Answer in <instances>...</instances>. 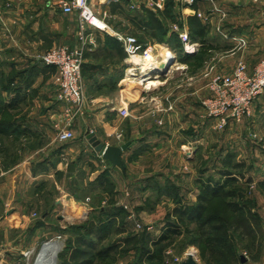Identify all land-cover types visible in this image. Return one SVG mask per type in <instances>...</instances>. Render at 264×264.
<instances>
[{"label":"crops","instance_id":"1","mask_svg":"<svg viewBox=\"0 0 264 264\" xmlns=\"http://www.w3.org/2000/svg\"><path fill=\"white\" fill-rule=\"evenodd\" d=\"M59 1L0 0V13L11 31L10 38L1 37L0 28V63L4 64L2 70L7 74L11 70L10 64H13L18 70L24 69V80L26 78L28 81L24 87V103L12 111L20 130L24 131L17 139V143L24 144V150L21 151L19 161L11 163L7 168L0 167V179L5 180V184L0 185V227H5L6 232L12 231L16 226L22 233L40 235L45 232L49 213H45L41 217V225L34 228L29 210L33 209L35 204H31L30 198H24V195L30 191L37 199L36 192L46 185H54L56 188L60 186L63 195L60 201H54L52 206H48L51 212L56 211L61 204H70V200H74L71 196L75 195L76 186L79 184L85 187L94 184V192L101 193L96 180L102 174L107 175L115 187L113 192L120 193L118 189L121 186L115 180V174L120 173L123 180L131 177L130 167L135 172L132 176L138 177L135 184L143 191L152 190L151 187L161 178H171L173 181L169 182L170 185L180 186L174 182L170 172L176 176L174 170L178 169L179 161L182 168L183 160H187L185 157L183 159L184 149L190 145H201L208 123H216V120L205 117L201 106V100L209 95L205 86L207 83H196L208 80L211 74L229 75L239 62H244L248 72H252L258 62L264 59V4H255L252 0H199L193 6H185L173 0L178 22L168 21L167 37L174 33L172 26L175 24L189 37L188 18L195 16L206 28L207 43L213 48L209 61L210 74L207 78L203 66L195 69L189 67V63L177 59L179 68H173L174 72L180 71L179 74L186 81H190L188 85L192 86L194 83L190 89L191 93L178 96V99L185 100L184 104L180 102L178 106L168 96L164 98L160 93V90L167 89L169 75L174 72L168 74L167 71L164 75L153 72L149 80L158 83L156 86H145L147 81L144 82L145 85H135L134 90H129L125 87V72L128 69L126 58L120 57L105 40V36L114 37L87 27L93 44L85 53L83 66L86 103L83 113L75 117L70 124L69 129L74 134L73 140L61 143L57 140V135L66 126V118L63 114V104L57 102L55 97V70L45 68L40 62V57L45 52L62 46L74 48L79 43L77 16L63 14ZM126 1L129 3L126 6L123 4L121 11L117 9L112 12L109 6L111 2L100 0L99 12L121 17L127 14L131 17L145 9L153 13L163 10L154 11L148 0H135L137 8L131 9L130 5L134 0ZM214 7L220 9L221 13L213 12ZM196 13L201 14V17L198 18ZM221 16H225L222 22ZM128 29L131 30L132 26ZM236 38L246 40L244 51L238 47L234 40ZM191 42L197 43L200 49L199 41ZM147 45L153 46L154 54L161 55L162 51L175 53L167 43L149 40ZM22 48L24 54L22 51L17 52ZM224 51H229L232 55L222 57ZM259 51L263 57L257 60L255 55ZM197 52L189 56L193 57ZM121 54H125L124 51ZM160 60L158 58L154 62L156 67L160 65ZM190 95L193 97L192 101L186 98ZM9 96L3 93L6 100ZM23 107L24 117L17 119L16 111ZM123 107L128 108L131 117L123 118L119 115L118 111ZM90 134L104 146L126 145L120 156L121 166L111 164L102 158L100 152L95 151L87 140ZM119 134L122 135L121 140L117 138ZM168 150H172V154L166 156ZM174 152L178 154V158L173 155ZM158 153L165 154V170L168 172L154 174L153 169L140 165L143 159ZM180 154L182 162L179 160ZM128 163L132 165L126 166ZM230 177L238 179L234 175ZM198 178L196 182L199 187L205 184L214 185L204 182L202 173L198 174ZM181 198L180 204L181 201L184 202V198ZM170 205L172 208L176 207V203ZM127 222V231H131L133 222L130 218H127ZM164 226L160 225L149 233L157 239L164 232Z\"/></svg>","mask_w":264,"mask_h":264},{"label":"rangeland","instance_id":"2","mask_svg":"<svg viewBox=\"0 0 264 264\" xmlns=\"http://www.w3.org/2000/svg\"><path fill=\"white\" fill-rule=\"evenodd\" d=\"M252 1L255 4H264V0ZM99 3L100 0H93L91 1V6L93 11L98 14V17L103 20L104 24L107 26L110 35L121 34L133 36L128 29L131 28L129 15L126 14L125 17H121L117 14L113 16L102 14V12H99ZM132 4H136L135 0L134 2L132 1ZM224 18L225 16H221L220 22H222ZM0 25L8 26L1 13ZM7 28L10 30L9 26ZM16 28L19 29V27ZM101 32L106 33L102 30ZM219 33H221V35L223 34L221 30H219ZM245 48L246 45L241 49L244 51ZM21 51L24 54V48L17 52ZM44 54H46V52ZM221 55L222 57H229L232 53L224 51ZM255 56L257 60L263 57L260 56V51ZM201 58L204 60L202 66L207 72L205 75L207 78L210 74L209 61L212 55L207 54ZM226 60H228V58ZM175 64L179 66L178 63ZM174 70H168V74L169 72H174ZM179 73L180 71H176L170 74L167 89L160 90L162 97L165 98V96H168L178 106H180V102V104L185 103V100L178 99V96L191 93L190 89H192L194 84L192 82V86L188 85L190 81H186ZM215 76L217 75L211 74L208 80L196 83V85H205L207 83L205 86L209 95L201 100V104L211 97L212 94L208 86ZM125 87L129 90H134L136 86L127 81ZM186 98H190L191 101L193 100L191 99L193 98L192 95ZM16 113L17 119L24 117V107L18 109ZM128 117H131L130 113ZM207 126L208 127L205 128L204 131V139L201 145H190L182 152L183 159L185 157L189 160H183L184 164H182V168L180 167L179 161L177 166L178 169L174 170L177 173L176 176L170 172L172 174V179H175L174 182L181 187L170 185L169 182L173 181L171 178H161L160 181L157 179V187L153 186L151 187L153 188L152 190L147 189L143 191L140 189V186L135 184L138 177L132 176L135 172L130 167L131 172L129 173L131 177L128 176L123 180L120 173L115 174V180L119 182L121 186L118 189L120 193L117 191V194H112L108 189L105 193L94 192V190L87 191L84 185L79 184L76 186L77 191L75 195L71 196L74 200H70V204H61V207L57 208L54 212H51L48 206H52L54 201H60L61 197H63L60 186H57V188L54 185L43 186L36 192L38 194L37 199L33 194H30V191L27 192L24 198H30L31 204H35L34 208L29 210L33 226L37 224V222H40L41 217L45 213H49L48 225L45 228L46 233L44 232L40 235H34L28 232L22 233L18 226L12 228V231L6 232L5 227H0V251L2 249L6 251L4 254L7 259L4 261V264H24L23 260L20 261L21 253L33 249L37 251L43 241L57 235L62 237L61 243L64 247L66 239L74 238V233L76 232L73 230L61 232V230H65L68 226L82 225L88 219L92 220L96 218L98 215L95 214L96 212L93 213V211H99L105 207H110L113 202H115L117 206L122 207L127 214V218L132 220L131 232L136 233L145 230L149 233L152 229L155 230L160 225L164 226L165 221H167L175 207L172 208L170 205L175 203L172 197L160 196L159 192L167 190L169 186H172L173 192H178V200H182L181 196L185 199H183L184 202L181 201L180 205L192 206L196 202V195L199 194L198 190L200 189V185L198 186L196 182V180L199 179L198 174L202 173L204 175V182L215 184L223 182L226 178L222 175V172H227L232 176L238 177V181L236 184L227 187V190L235 191L234 196L230 198L212 199L206 205L204 220L209 217H217V219L201 230L199 224L195 221H186L180 224L181 232L179 231V235L169 238L157 247L150 248L155 252L161 253V257L158 258L159 260L144 261L143 264H182L188 256H192L196 264H228L231 256H234L238 260L236 264H264V91L254 101L251 116L249 118L239 123L230 122L223 128H219L217 123H208ZM120 136L118 140H121L122 135L120 134ZM9 140L10 141L3 138L0 139L1 168H7L11 163L14 164L16 161H19L21 159V151L24 150V144L21 145L17 143V141L13 142L11 139ZM167 153H165L166 156H169L172 154V150H168ZM165 154L158 153L146 160L143 159L140 165L151 168V170L153 169V173H166L168 170H165V164H167L164 158ZM173 155L177 156L178 154L174 152ZM180 159L182 162L181 154L179 155V160ZM131 165L132 163H128L126 166L129 167ZM142 179L141 177L140 180ZM4 181V178L2 180L0 179V185H2ZM114 189L115 187L113 186V190ZM87 198L89 199L88 202H86ZM230 203H238L241 206L244 205L245 211L242 210L240 212V217H249L250 212L259 220L260 229L253 238L243 239L233 231L231 225L237 213L229 210L228 204ZM80 210L83 211V213ZM61 216L63 217L62 219ZM170 218L171 217H169V219ZM58 220L61 222H58ZM137 223L141 228H137ZM220 224H223L222 231L218 232L212 229ZM152 226L153 228H151ZM153 239H155V237H153ZM109 241L104 243L103 246L109 244ZM222 242H224V245H222ZM136 245L134 244L128 247V249H133L131 254L122 253L115 257L113 255L109 257V260H107L108 264H134V262L137 261V255L133 252L137 247Z\"/></svg>","mask_w":264,"mask_h":264},{"label":"trees","instance_id":"3","mask_svg":"<svg viewBox=\"0 0 264 264\" xmlns=\"http://www.w3.org/2000/svg\"><path fill=\"white\" fill-rule=\"evenodd\" d=\"M127 3L129 2L126 0H118L117 2H111L109 6L112 12L117 9L121 11L123 4L126 6ZM174 8L173 0H166L161 12L153 13L145 9L141 13H134L131 17L129 15L132 26L129 32L136 38L141 49L146 46L149 40L167 43L175 51L179 61L189 63V67H194L195 69L202 67L204 60L201 57L207 54L210 55L213 50L206 40L207 30L195 16L188 18L190 41H199L200 49L193 57L184 54L183 45L177 34L173 33L167 37L168 21L172 23L178 22ZM105 40L113 46V49L120 57L126 58L125 54H121L123 51L122 46L115 38L105 36ZM190 59L192 62H189ZM3 65L0 63V139H7V141L11 139L16 142L24 131L20 130L18 121L12 111L24 103V87L27 86L28 81L26 78L24 80V69L18 70L13 64H10L11 70L5 74L2 70ZM83 66L84 63L82 65V76ZM3 93L10 95L8 100L3 97ZM222 175L227 177L223 182L215 183L213 186L205 184L200 187L196 202L192 206L180 205L178 192H173L172 186L159 192L160 196L172 197L175 200L176 207L169 216L172 219L168 217L167 221H165V230L157 239H153V236L145 230L136 233L127 231V214L115 202L110 207L94 211L98 215L96 218L88 219L82 225L68 226L65 230H61V232L73 230L76 233H74V238L66 239L63 249L58 253L57 264H108L107 260L112 255L115 257L122 253L131 254L133 249H128V247L134 244H137L136 249L133 251L137 255V261L134 264L159 260L161 253L151 250V247H157L169 238L179 235V231L181 232V226L179 225L186 221L197 222L200 230L207 227L209 223L217 219V217H209L204 220L206 205L209 201L217 198H230L235 195V191L227 190V187L236 184L238 179L230 177L231 174L227 172H222ZM96 184L102 193H105L108 189L109 192L111 191L114 194L113 185L107 175H100L96 180ZM157 185L155 184L156 187ZM86 188L87 191L93 190L94 184ZM228 208L230 211L237 213L231 225L237 235L243 239H251L259 232L260 222L252 213L249 212V217H240V212L242 210L245 211L244 205L230 203ZM40 225L41 223L37 222L34 228ZM212 229L220 232L223 230V224ZM107 241H109V244L103 246ZM222 245H224V242H222ZM237 262L238 260L231 256L228 264H236Z\"/></svg>","mask_w":264,"mask_h":264},{"label":"built area","instance_id":"4","mask_svg":"<svg viewBox=\"0 0 264 264\" xmlns=\"http://www.w3.org/2000/svg\"><path fill=\"white\" fill-rule=\"evenodd\" d=\"M91 1L93 0L59 1V6L63 14H74L77 16V38L79 43L74 48L67 46L55 48L40 57V62L44 66L55 70V97L57 102L64 106L63 114L66 118V126L62 128L57 135V140L61 143L73 140L74 134L69 129L70 124L75 117L82 114L86 103L82 65L85 60L86 51L89 46L93 44V38L91 34L87 33V27L102 30L109 34V30L103 20L93 11ZM103 1L117 2L118 0ZM165 1L166 0H148V4L154 11L162 10ZM174 1L185 6H193L199 0ZM254 1L256 2L257 0ZM130 8L136 9L137 4H131ZM213 12L221 13V10L214 7ZM196 15L198 18L201 17L199 13H196ZM97 22L101 23L105 28H98ZM0 28L2 31L1 37H11V32L7 26L0 25ZM172 31L177 34L183 45V52L185 54L190 55L198 51L199 45L197 43H192L188 35L183 33L179 26L173 25ZM223 36L225 38L227 37L226 35ZM113 37L121 44L126 55L128 69L125 72V80L128 78L137 79V75L139 74L141 76L143 70L148 71V73H150L149 75L153 72L159 73V71L154 68V62L158 58L161 59L159 64H168L171 62L168 70L173 69V65L177 63L176 55L170 51H168L169 57L166 58V56L164 57L162 54H154L153 46L147 45L141 49L134 36L114 34ZM234 40L237 42L239 48L246 45L243 38H236ZM177 68L179 67H174V69ZM149 78H151V76L144 78L147 80L143 82L149 81ZM208 87L212 95L202 104L206 117L216 120L219 128L225 127L230 122L239 123L251 116L254 101L264 91V60L260 61L253 68L252 72H248V68L244 63H238L231 74L226 76L217 75L212 78ZM118 113L123 118L129 116L127 107L121 108ZM120 137V134L117 135V138ZM88 201L89 199L87 198L86 202ZM62 218L61 216V219ZM136 226L137 228H141L138 223ZM61 241L62 237L60 235L46 239L41 243L37 251L33 249L21 253L20 261L23 260L24 264H57L58 253L63 249ZM4 253H6V251L2 249L0 251V264H4V261L7 260Z\"/></svg>","mask_w":264,"mask_h":264},{"label":"water","instance_id":"5","mask_svg":"<svg viewBox=\"0 0 264 264\" xmlns=\"http://www.w3.org/2000/svg\"><path fill=\"white\" fill-rule=\"evenodd\" d=\"M168 64H160L155 69L159 71L161 75H164L169 68ZM88 142L91 144V146L95 149L96 152H100L102 154V158L109 161L113 165L121 166V159L120 156L122 152L126 149V145L120 146V147H113V146H104L102 143H100L93 134H90L87 137ZM182 264H196L194 260L192 259V256H188L186 260Z\"/></svg>","mask_w":264,"mask_h":264},{"label":"bare ground","instance_id":"6","mask_svg":"<svg viewBox=\"0 0 264 264\" xmlns=\"http://www.w3.org/2000/svg\"><path fill=\"white\" fill-rule=\"evenodd\" d=\"M97 26H98V28H100V29H104L105 27L101 24V23H98L97 22ZM162 55L165 57L166 56V58L167 57H169V54H168V52L167 51H162ZM166 60H168V59H166ZM157 65V64H156ZM175 66H177V64H174L173 65V67H175ZM156 67V66H155ZM137 72V71H136ZM150 73H148V71H142L141 72V76L138 74L137 75V79H135V78H128V79H126V80H129L128 82L129 83H131V84H135V85H137V86H142V85H145V83L143 82L144 80H147V79H144V78H148V77H150L151 75H149ZM125 80V82H127ZM158 83H156V82H153V81H148V83H146V85L145 86H147V87H150V86H156Z\"/></svg>","mask_w":264,"mask_h":264}]
</instances>
